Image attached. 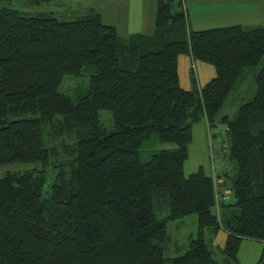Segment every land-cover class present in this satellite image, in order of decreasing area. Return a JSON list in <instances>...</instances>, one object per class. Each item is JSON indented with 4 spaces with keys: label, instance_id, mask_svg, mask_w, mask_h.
<instances>
[{
    "label": "trees",
    "instance_id": "obj_1",
    "mask_svg": "<svg viewBox=\"0 0 264 264\" xmlns=\"http://www.w3.org/2000/svg\"><path fill=\"white\" fill-rule=\"evenodd\" d=\"M42 1L0 0V163L32 165L0 176V264H241L243 238L264 242V24L194 30L185 0H155L152 32L122 35L94 7L25 11ZM182 54L213 77L183 88ZM65 76L87 85L63 92ZM231 97L221 185L235 201L217 213L214 178L183 166L192 124L215 126ZM189 214L196 236L165 256L166 225Z\"/></svg>",
    "mask_w": 264,
    "mask_h": 264
},
{
    "label": "rangeland",
    "instance_id": "obj_2",
    "mask_svg": "<svg viewBox=\"0 0 264 264\" xmlns=\"http://www.w3.org/2000/svg\"><path fill=\"white\" fill-rule=\"evenodd\" d=\"M125 0H46L39 5H31L26 9L28 13L50 12L57 19L68 21L75 19L81 15L87 8L94 7L98 9L103 16V21L108 24H114L118 31L122 34L133 33L132 29L127 28L126 20L123 21L120 13L124 11L119 9L116 19L111 20L108 13L115 4L122 5ZM187 6L189 25L195 29H206L218 26H227L233 24H241L244 26H255L264 24V0H185ZM9 5V4H8ZM154 17L147 21L134 32L149 34L153 30ZM188 54H182L178 57V74L180 85L189 89L191 86L190 72L195 74L197 85L201 86L211 79L214 74L212 65L199 61H189ZM183 58L188 60L183 63ZM190 65H192L190 67ZM196 65V67H194ZM190 67V68H189ZM74 79L65 76L63 79L61 90L70 93L76 83L82 86L87 85V79ZM237 97H231L226 100L224 107L220 110L218 120L215 126L204 129V132H197L198 124L202 120L192 124V139L188 146V156L184 162V174H189L202 168L206 175L213 176V169L216 173L231 172L234 163L229 158V140L224 132L225 124L220 122L222 115L232 117L238 105ZM101 123L106 129L111 127V117L108 111H100ZM31 164L24 163H0V176L5 172L22 171L31 168ZM48 177L42 189L44 197L51 193V184L54 179L53 172L47 168ZM214 180H216L215 176ZM222 196H226L224 200L231 204L235 201L233 192L228 184L219 187ZM197 224L196 215L189 214L182 219L170 221L166 225L167 240L165 243V256L173 257L182 254L191 237L196 236ZM225 240V233L220 230L214 239V257L222 263L221 247ZM264 249V242L256 239L243 238L237 253L238 262L241 264H256Z\"/></svg>",
    "mask_w": 264,
    "mask_h": 264
},
{
    "label": "crops",
    "instance_id": "obj_3",
    "mask_svg": "<svg viewBox=\"0 0 264 264\" xmlns=\"http://www.w3.org/2000/svg\"><path fill=\"white\" fill-rule=\"evenodd\" d=\"M123 8H124V11L120 13V16L122 17L123 21L126 20L127 28L132 29V32L135 33L134 31L136 29L140 28L142 25H144V23H146L147 21L151 20L152 17H154L155 0H125V1H123L122 5L115 4L113 7H111L109 10V13H108V17L111 20H115L117 13H118V10L123 9ZM117 31H118V29H117ZM120 34H122V33H120ZM188 59H189V61H191L192 65H194L193 62H195V61L192 60V57L190 56ZM188 59L183 58V63L185 64V61ZM192 65H190V67ZM194 67H196V65ZM204 129L205 130L209 129V127L205 121L201 122V124H198L196 131L198 133L202 132V134H203ZM213 173H214L213 176H215V178H216L215 182H216L217 193L222 196V192L219 190V187L223 183V180L221 178L222 173H220V172L216 173L215 168L213 169ZM221 201H223V200H221ZM216 237H217V235H216Z\"/></svg>",
    "mask_w": 264,
    "mask_h": 264
},
{
    "label": "built area",
    "instance_id": "obj_4",
    "mask_svg": "<svg viewBox=\"0 0 264 264\" xmlns=\"http://www.w3.org/2000/svg\"><path fill=\"white\" fill-rule=\"evenodd\" d=\"M213 178H214V177H213ZM214 183H215V185H216L215 180H214ZM215 198H216V204H215L216 212L219 213V204H220L221 200L224 201V200L227 199V197H226V196H221V195H219V194L217 193V190H216V196H215Z\"/></svg>",
    "mask_w": 264,
    "mask_h": 264
},
{
    "label": "clouds",
    "instance_id": "obj_5",
    "mask_svg": "<svg viewBox=\"0 0 264 264\" xmlns=\"http://www.w3.org/2000/svg\"><path fill=\"white\" fill-rule=\"evenodd\" d=\"M213 177V176H212ZM224 202V201H223Z\"/></svg>",
    "mask_w": 264,
    "mask_h": 264
}]
</instances>
